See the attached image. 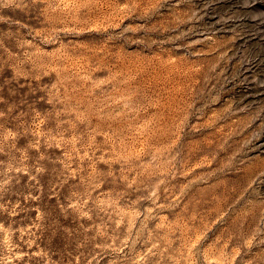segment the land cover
Instances as JSON below:
<instances>
[{
	"label": "rangeland",
	"instance_id": "1",
	"mask_svg": "<svg viewBox=\"0 0 264 264\" xmlns=\"http://www.w3.org/2000/svg\"><path fill=\"white\" fill-rule=\"evenodd\" d=\"M0 264H264V0H0Z\"/></svg>",
	"mask_w": 264,
	"mask_h": 264
}]
</instances>
